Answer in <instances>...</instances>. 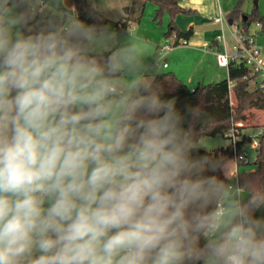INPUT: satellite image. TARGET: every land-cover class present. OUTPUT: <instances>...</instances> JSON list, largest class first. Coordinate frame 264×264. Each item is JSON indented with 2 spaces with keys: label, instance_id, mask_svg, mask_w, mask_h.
Returning <instances> with one entry per match:
<instances>
[{
  "label": "clouds",
  "instance_id": "1",
  "mask_svg": "<svg viewBox=\"0 0 264 264\" xmlns=\"http://www.w3.org/2000/svg\"><path fill=\"white\" fill-rule=\"evenodd\" d=\"M46 4L0 0V264H264V196L198 154L197 110Z\"/></svg>",
  "mask_w": 264,
  "mask_h": 264
},
{
  "label": "trees",
  "instance_id": "2",
  "mask_svg": "<svg viewBox=\"0 0 264 264\" xmlns=\"http://www.w3.org/2000/svg\"><path fill=\"white\" fill-rule=\"evenodd\" d=\"M180 0H132V5L125 8V13L131 14V17L119 22H112L101 11L93 6L92 0H65L67 5L75 8L79 18L93 23L94 16L101 18L102 22L108 27H112L118 40L128 32L129 27L140 21V17L145 10L147 3H153L157 6L155 10V19L161 18L164 12L169 15L168 30L164 33L166 38L174 37V45H178L181 40H189L193 35V29L181 31L175 18L178 14H189L190 10L183 9L179 5ZM246 0H237L235 7L228 15L233 23L240 21L237 25L245 35L251 33V27L259 23L261 31L264 32V17L258 13L255 7L252 13H245L243 5ZM48 15L57 18L62 12L53 10L51 6L46 5ZM160 47L157 48L159 50ZM248 76L245 80L244 77ZM255 78L251 70L243 63H233L228 70V78L212 83L199 84L196 88H190L173 72L164 71L156 74L154 79L156 83L164 89L166 97H175L177 106L184 109L185 106L194 107L199 113L198 118L192 122V135L194 143L202 137H214L224 135L230 131L233 124L245 122L247 113L252 109L264 111V94L252 85L251 80ZM233 82L230 90L229 82ZM234 96V103L232 102ZM187 127V125H186ZM249 134V133H247ZM251 143L248 135H244L242 141L238 143L237 152L247 151L246 146ZM258 148L256 149V158L253 162L254 170L240 168L247 164H239V182L244 188L245 196L241 197L244 204H252L258 197L264 196V126L263 134L259 136ZM208 154L218 168L224 170L223 179L225 184L229 185L231 179L226 174V165L234 160L235 151L231 144L226 147L206 151L198 148V154ZM250 164V162L248 163ZM264 207V206H261ZM256 216L264 215V208L256 211Z\"/></svg>",
  "mask_w": 264,
  "mask_h": 264
},
{
  "label": "rangeland",
  "instance_id": "3",
  "mask_svg": "<svg viewBox=\"0 0 264 264\" xmlns=\"http://www.w3.org/2000/svg\"><path fill=\"white\" fill-rule=\"evenodd\" d=\"M229 2V0H226ZM231 1V0H230ZM121 3H125L128 6L132 5V0H92V4L94 7L99 8L104 14L112 21L116 22L121 17L124 16V19L131 17L129 13H122L119 9L115 8L119 7ZM232 7L229 8L228 12H226L225 19H228V13L235 7L237 0H232ZM258 9V13L264 17V0H246L243 5V11L245 13H252L254 8ZM55 11H59L58 9L52 8ZM113 9V10H112ZM118 17V18H117ZM225 20V21H226ZM169 23V15L167 12H164L158 20L155 19V6L152 4H148L145 11L140 17V21L134 23L129 27V30L126 34H124L119 40L114 31H112V27L109 30L114 34L116 43H120L122 45L131 44L134 45L138 51L140 52L143 58L142 69L144 75L151 77L156 72H164L170 71V69H163L164 66L159 65L158 62L166 63L164 58L169 54L170 50H165V53L161 54V48L169 46L172 41L170 38H166L164 33L168 30ZM240 21H236L233 25H229L226 21L225 24V35H226V43L229 49H232V46L235 44L236 39L235 36L232 35L236 31L237 25ZM259 30L258 40L264 38V32L261 31V28L258 29L256 25L251 27V31ZM161 45L160 49L157 50L156 46ZM224 49V47L222 46ZM222 49V50H223ZM216 78H208L205 83H215L220 82L228 78V69L222 68L216 65ZM218 75V76H217ZM232 102L234 103V96L232 95ZM241 124L240 129L243 133H249L251 135H256L259 132L260 127L264 126V111L252 109L247 113V120ZM230 144V139L224 135H217L214 137H202L197 142H195V146L197 148L211 151L217 148L226 147ZM247 154L249 157L250 164L244 165L241 167L246 170H254L255 166L253 162L256 158V149L252 147L251 144L246 146ZM235 169V162L232 160L226 165V174L229 175L230 172ZM245 192L242 193V196H245Z\"/></svg>",
  "mask_w": 264,
  "mask_h": 264
},
{
  "label": "crops",
  "instance_id": "4",
  "mask_svg": "<svg viewBox=\"0 0 264 264\" xmlns=\"http://www.w3.org/2000/svg\"><path fill=\"white\" fill-rule=\"evenodd\" d=\"M148 4L154 5L155 10L157 9V6L153 3H147L145 9ZM232 4V0H229V2L226 0H180V7L190 10L191 13L178 14L175 22L183 32L192 28L193 35L188 40L187 45H177L170 50L169 54L164 58L167 66L163 67V69H170V72H173L192 89L199 84H212L205 82L208 78H216L215 71L218 63L215 53L223 49V44L216 42V36L222 32L225 34L224 23L229 20H226L225 16L229 8L233 6ZM46 5L58 9L60 12L65 11L76 14L75 8L67 5L65 0H47ZM126 7L128 5L121 3L114 11L119 9L120 12L125 13ZM97 9L101 11L99 8ZM101 12L104 14L103 11ZM123 20L124 16L116 22ZM170 39L172 41L170 44H174V37ZM256 43L264 47V38L261 40L257 38ZM158 47H161V45H157L156 49ZM162 64L164 63L162 62ZM162 64L160 65L163 66ZM160 72L154 73L150 78L154 79V76Z\"/></svg>",
  "mask_w": 264,
  "mask_h": 264
},
{
  "label": "built area",
  "instance_id": "5",
  "mask_svg": "<svg viewBox=\"0 0 264 264\" xmlns=\"http://www.w3.org/2000/svg\"><path fill=\"white\" fill-rule=\"evenodd\" d=\"M221 22V21H220ZM256 26L261 28L259 23ZM259 30L251 31L249 35H245L241 32L240 28L237 26L236 31L233 36H235L236 42L232 46V49H229L226 43V36L224 32L220 35L216 36V42L222 43L224 49L221 51H216V59L217 63L222 68H227L229 70L230 65L233 63H243L247 66L252 74L255 75V78L251 80V83L254 87L259 88L264 94V47L259 46L256 43V40L259 35ZM188 40H181L178 45H187ZM177 45L170 44L165 48H161V54L165 53V50H171L173 47ZM159 65L161 62H158ZM164 67L167 65L162 64ZM245 80L248 79V76L244 77ZM230 90L233 87V82H229ZM241 124H233L230 131L226 134L227 138L230 139V144L235 151V169H233L228 177L231 179L229 186L237 192V198L241 200L242 193L244 192V188L240 185L239 182V164H248L249 157L247 151L244 153L237 152V146L240 141H242L244 135H248L251 139V145L255 149L258 148L259 136L263 134V127H260L259 132L254 136L251 134L243 133L240 129Z\"/></svg>",
  "mask_w": 264,
  "mask_h": 264
},
{
  "label": "water",
  "instance_id": "6",
  "mask_svg": "<svg viewBox=\"0 0 264 264\" xmlns=\"http://www.w3.org/2000/svg\"><path fill=\"white\" fill-rule=\"evenodd\" d=\"M161 1H163V0H161ZM228 23H229V25H233L234 24L232 19H229Z\"/></svg>",
  "mask_w": 264,
  "mask_h": 264
}]
</instances>
